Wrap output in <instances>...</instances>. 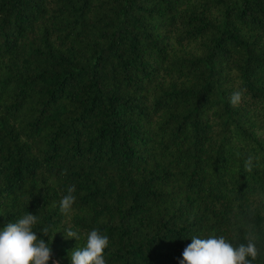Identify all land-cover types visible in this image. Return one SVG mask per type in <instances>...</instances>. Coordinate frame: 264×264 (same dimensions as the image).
<instances>
[{
	"label": "trees",
	"instance_id": "16d2710c",
	"mask_svg": "<svg viewBox=\"0 0 264 264\" xmlns=\"http://www.w3.org/2000/svg\"><path fill=\"white\" fill-rule=\"evenodd\" d=\"M28 213L58 264L93 229L106 264L249 231L264 264V0H0V230Z\"/></svg>",
	"mask_w": 264,
	"mask_h": 264
},
{
	"label": "clouds",
	"instance_id": "9594fccd",
	"mask_svg": "<svg viewBox=\"0 0 264 264\" xmlns=\"http://www.w3.org/2000/svg\"><path fill=\"white\" fill-rule=\"evenodd\" d=\"M246 92V88L235 90L231 94L230 104L233 107L239 106ZM253 161L252 156L247 158L246 171H252ZM74 192L75 185L69 186L67 195L60 200L62 213L68 214L72 211L76 200ZM37 223V215L28 213L0 230V264H48L52 251L50 245L43 239H38L37 232L33 231ZM48 232V227L40 230L42 236L48 237ZM64 235L76 240L79 238L77 231L72 227L66 229ZM245 239L246 244L234 246L224 236L211 235L207 238L193 236L191 243L182 253L181 264H252L260 255L257 239L250 231L247 232ZM108 245L107 235H102L96 229L91 230L87 234L86 245L71 252V264H106L104 251Z\"/></svg>",
	"mask_w": 264,
	"mask_h": 264
},
{
	"label": "rangeland",
	"instance_id": "374dc122",
	"mask_svg": "<svg viewBox=\"0 0 264 264\" xmlns=\"http://www.w3.org/2000/svg\"><path fill=\"white\" fill-rule=\"evenodd\" d=\"M56 255H57V250L54 249L52 252V259H50L52 264H54V262H56V264H58L59 260H58V257Z\"/></svg>",
	"mask_w": 264,
	"mask_h": 264
}]
</instances>
